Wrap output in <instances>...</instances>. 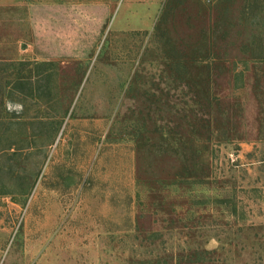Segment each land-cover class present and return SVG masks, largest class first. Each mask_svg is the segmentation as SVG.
Returning a JSON list of instances; mask_svg holds the SVG:
<instances>
[{
    "label": "rangeland",
    "instance_id": "rangeland-1",
    "mask_svg": "<svg viewBox=\"0 0 264 264\" xmlns=\"http://www.w3.org/2000/svg\"><path fill=\"white\" fill-rule=\"evenodd\" d=\"M0 264H264V0H0Z\"/></svg>",
    "mask_w": 264,
    "mask_h": 264
}]
</instances>
